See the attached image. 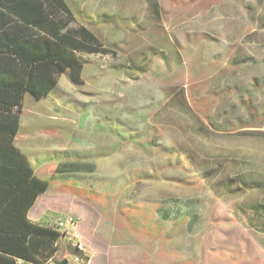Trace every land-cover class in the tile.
<instances>
[{"label":"rangeland","instance_id":"rangeland-1","mask_svg":"<svg viewBox=\"0 0 264 264\" xmlns=\"http://www.w3.org/2000/svg\"><path fill=\"white\" fill-rule=\"evenodd\" d=\"M66 1L106 52L25 97L15 145L62 197L31 217L97 214L95 264H264V0Z\"/></svg>","mask_w":264,"mask_h":264},{"label":"trees","instance_id":"trees-1","mask_svg":"<svg viewBox=\"0 0 264 264\" xmlns=\"http://www.w3.org/2000/svg\"><path fill=\"white\" fill-rule=\"evenodd\" d=\"M153 8L157 13L158 5ZM75 22L66 0H0V264H44L57 252L58 233L29 218L50 181L36 175L15 140L27 94L43 99L68 71L81 82L83 55L106 52L85 24ZM83 170L92 173L89 164L64 162L49 178H75ZM63 255L56 264H67Z\"/></svg>","mask_w":264,"mask_h":264},{"label":"built area","instance_id":"built-area-1","mask_svg":"<svg viewBox=\"0 0 264 264\" xmlns=\"http://www.w3.org/2000/svg\"><path fill=\"white\" fill-rule=\"evenodd\" d=\"M37 224L58 233L59 238L55 243L57 252L44 264H56L60 253L63 251V260L67 264H91L79 236L80 220L73 213L54 211L37 221ZM75 251V252H72ZM17 264H34L18 261Z\"/></svg>","mask_w":264,"mask_h":264},{"label":"crops","instance_id":"crops-1","mask_svg":"<svg viewBox=\"0 0 264 264\" xmlns=\"http://www.w3.org/2000/svg\"><path fill=\"white\" fill-rule=\"evenodd\" d=\"M64 163V162H62ZM54 171V170H53ZM52 171V172H53ZM38 172L40 173V171H35L36 175L38 176ZM43 198V199H42ZM62 198L60 196H51L48 195V190L46 193L42 194L38 199L36 204L34 205V207L37 205V203L42 199L44 202H48L50 205L53 206V202H55L54 200ZM34 207L31 209V211L34 209ZM55 206H53L54 208ZM59 210V209H57ZM92 209H90L91 211ZM30 211V213H31ZM62 211V210H60ZM66 212H70L73 213L74 215H76L79 220H80V228H79V236L80 239L82 241V244L84 245L85 249H86V253L88 255V258L90 259L91 264H95L97 257L99 256V250H98V244L101 243V241H103L101 234H100V225L102 222V218L98 217L97 218V214L95 215V219H92V221L95 222L94 225L90 224V226H88V228L86 229L84 225H82V220L85 219L86 217L90 218V216L88 214H86L85 212H83V210H74V211H67L64 210ZM89 211V212H90ZM29 213V218L37 223L38 220L42 219L43 217H45V215L37 218V219H33L31 217ZM86 216V217H85ZM96 220V221H95Z\"/></svg>","mask_w":264,"mask_h":264}]
</instances>
